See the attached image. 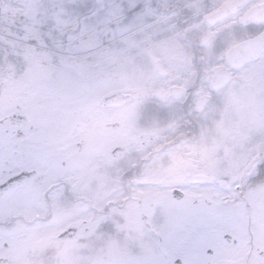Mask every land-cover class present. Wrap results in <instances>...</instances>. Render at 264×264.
Returning a JSON list of instances; mask_svg holds the SVG:
<instances>
[{
	"label": "snow or ice",
	"instance_id": "1",
	"mask_svg": "<svg viewBox=\"0 0 264 264\" xmlns=\"http://www.w3.org/2000/svg\"><path fill=\"white\" fill-rule=\"evenodd\" d=\"M0 264H264V0H0Z\"/></svg>",
	"mask_w": 264,
	"mask_h": 264
}]
</instances>
